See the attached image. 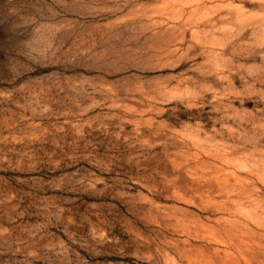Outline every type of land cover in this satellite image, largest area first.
<instances>
[{
  "label": "rangeland",
  "instance_id": "374dc122",
  "mask_svg": "<svg viewBox=\"0 0 264 264\" xmlns=\"http://www.w3.org/2000/svg\"><path fill=\"white\" fill-rule=\"evenodd\" d=\"M0 264H264V0H0Z\"/></svg>",
  "mask_w": 264,
  "mask_h": 264
}]
</instances>
